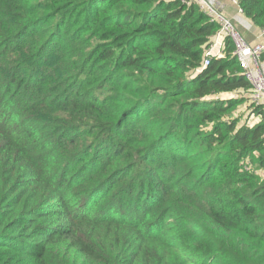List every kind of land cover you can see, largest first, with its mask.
Here are the masks:
<instances>
[{"label":"trees","instance_id":"1","mask_svg":"<svg viewBox=\"0 0 264 264\" xmlns=\"http://www.w3.org/2000/svg\"><path fill=\"white\" fill-rule=\"evenodd\" d=\"M216 32L178 0H0V264H264V110L229 38L201 68Z\"/></svg>","mask_w":264,"mask_h":264},{"label":"built area","instance_id":"2","mask_svg":"<svg viewBox=\"0 0 264 264\" xmlns=\"http://www.w3.org/2000/svg\"><path fill=\"white\" fill-rule=\"evenodd\" d=\"M185 6L196 5L198 9L206 15L217 27L218 38L210 42L205 50L202 67L208 65L212 58L220 57L224 43V38H229L233 45L232 55L243 68V75L250 85V101L262 107L264 110V61L261 56L264 53V27L257 35V41L249 44L245 41L241 33L231 23L230 18L221 10L218 0H178ZM236 5L239 13H242L239 0H231ZM219 44V45H217ZM213 48H217L213 51ZM196 71H199L196 70Z\"/></svg>","mask_w":264,"mask_h":264},{"label":"rangeland","instance_id":"3","mask_svg":"<svg viewBox=\"0 0 264 264\" xmlns=\"http://www.w3.org/2000/svg\"><path fill=\"white\" fill-rule=\"evenodd\" d=\"M218 2H219V4H220V8H221V10L228 16V18H230V20H231V23L232 24H234V26H235V28L241 33V35L244 37V35H243V30H241L240 31V28H239V26L237 25V23L236 22H238V24L240 23V24H242V26H247V27H251V26H254L253 24H252V22L248 19V18H246L244 15L242 16V15H239V16H242L241 18H239V17H237V13H239L238 12V10L236 9V5L237 4H234L233 2H231V0H218ZM228 4V5H230V6H232V8H233V13H234V15L233 16H229L228 15V13L225 11V9L223 8V6H224V4ZM241 14H243V12L241 13ZM240 19V20H239ZM234 20H236V22L234 21ZM255 28H257V30H256V33H255V37H254V41H248V39H246L245 37H244V39H245V41L247 42V43H249V44H254L256 41H257V35H258V33H259V31L261 30V28L260 29H258V27H256V26H254ZM253 27V28H254ZM217 31H218V27H217ZM82 30L81 31H77L76 32V34H77V36H76V38H79L81 35H82ZM219 36L217 35V32H216V34L210 39V42H214V39L215 38H218ZM96 42V39L95 38H89V44L90 45H92V44H94ZM209 42V43H210ZM224 43V41L222 40V44ZM217 45H219V44H217ZM217 50V48H213V51H216ZM237 95V92H232V93H230V92H224V93H221V94H219V95H212V96H209V97H206V98H217V97H220V99H224V98H228V97H234V96H236ZM248 98H249V96H248ZM250 100V99H249ZM255 105V104H254ZM237 109V108H236ZM235 109V110H236ZM234 110V111H235ZM245 112V111H244ZM243 112V113H244ZM239 114V113H238ZM242 115V114H241ZM242 119H241V123H244V122H247L248 121V119H246L245 117H244V114H243V117H241Z\"/></svg>","mask_w":264,"mask_h":264},{"label":"crops","instance_id":"4","mask_svg":"<svg viewBox=\"0 0 264 264\" xmlns=\"http://www.w3.org/2000/svg\"><path fill=\"white\" fill-rule=\"evenodd\" d=\"M223 8L225 9V11L228 13L229 16H233L234 13L232 12L233 11V8L232 6L228 5V4H224ZM239 15H242L241 13H237V17L241 18L242 16H239ZM240 20V19H239ZM236 22V20H234ZM237 25L239 26L240 28V31L243 30V35L246 39H248V41H254V37H255V33H256V30L257 28H255L254 26H249V27H245V26H242V24H238V22H236ZM254 27V28H253Z\"/></svg>","mask_w":264,"mask_h":264}]
</instances>
